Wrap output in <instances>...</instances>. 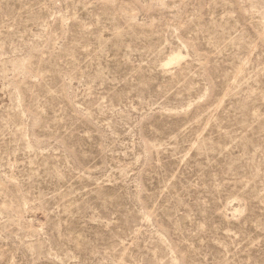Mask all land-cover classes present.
<instances>
[{"label":"rangeland","instance_id":"rangeland-1","mask_svg":"<svg viewBox=\"0 0 264 264\" xmlns=\"http://www.w3.org/2000/svg\"><path fill=\"white\" fill-rule=\"evenodd\" d=\"M0 264H264V0H0Z\"/></svg>","mask_w":264,"mask_h":264},{"label":"bare ground","instance_id":"bare-ground-1","mask_svg":"<svg viewBox=\"0 0 264 264\" xmlns=\"http://www.w3.org/2000/svg\"><path fill=\"white\" fill-rule=\"evenodd\" d=\"M180 54V53H179ZM182 60V56L181 55H177V54H175L170 60H169V63H168V65L170 66V65H172V64H174V63H179L180 61Z\"/></svg>","mask_w":264,"mask_h":264}]
</instances>
